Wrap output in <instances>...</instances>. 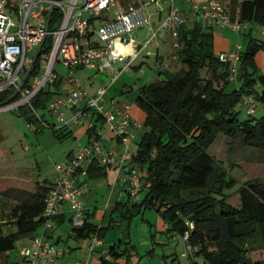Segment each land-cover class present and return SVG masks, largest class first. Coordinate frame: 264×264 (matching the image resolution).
Returning <instances> with one entry per match:
<instances>
[{
  "label": "trees",
  "instance_id": "obj_1",
  "mask_svg": "<svg viewBox=\"0 0 264 264\" xmlns=\"http://www.w3.org/2000/svg\"><path fill=\"white\" fill-rule=\"evenodd\" d=\"M230 7L240 22L264 30V0L238 4L231 0ZM247 34L246 45L240 49L235 80L231 81L229 65L214 55L213 29L195 22L181 26L177 62L182 69L173 73L160 71L164 78L141 87L135 99V105L143 113L145 131L130 160L133 167L144 172L140 191L145 190V195L139 202H131L128 195L127 201L118 202L111 210L119 222L128 224L144 211L156 212L168 232L182 237L188 234L185 243L195 249L193 253L201 258L202 264H264V259L250 258L255 251L264 253V182L247 181L238 190L239 203L232 206L225 191L231 190L235 181L221 172L210 182L215 161L206 153L219 134L264 150V114L259 119L248 115L249 118L240 120L236 110L247 95L255 96L264 105V74L259 73L255 61L257 52L264 50V39L260 41L250 32ZM50 41L48 38L46 44ZM43 47L42 51H47L48 47ZM204 70L210 77L201 76ZM218 82L223 87H217ZM229 83L235 87L225 91ZM53 95L42 89L32 105L43 109ZM9 96L8 92L0 93V104ZM27 119L30 121L31 117ZM87 134L91 137L93 129H87ZM86 175L96 179L104 177L106 170L92 159L86 166ZM48 183L43 180L35 193H20L19 203L10 213L15 231L4 233L0 226V255L13 250L17 240L33 237L42 227ZM89 218H85L82 227L73 228L74 237L101 240L112 226L99 228ZM187 223L192 224L191 229ZM127 245L121 251L119 244L112 245L107 253L111 260L103 257L100 264H115L120 259L130 264L129 251L134 247Z\"/></svg>",
  "mask_w": 264,
  "mask_h": 264
},
{
  "label": "built area",
  "instance_id": "obj_2",
  "mask_svg": "<svg viewBox=\"0 0 264 264\" xmlns=\"http://www.w3.org/2000/svg\"><path fill=\"white\" fill-rule=\"evenodd\" d=\"M188 1L190 11L187 15L194 16L204 28L241 33L247 26L239 21L237 14H232L226 0ZM151 4H167L169 12L151 38L140 47L128 37L133 31L149 25L146 7ZM155 14L161 18L160 10ZM187 22L175 9L174 0H148L144 3L138 0H17L15 4L11 0H0V93H10L8 100L0 104V112L26 107L43 128H55V124L46 122L32 105L40 90L54 86V95L43 108L54 117L59 128L82 123L87 129H93L89 140L74 148L71 159L55 165L44 198L42 217L45 221L30 243L19 250L27 264H50L53 261L56 250L46 239V231L51 228V219L59 215L60 205L66 204L71 211L73 227L83 226V184L79 178L86 175V166L92 159L97 158L103 166L115 169L117 179L130 197L139 193L143 183L142 170L125 168L126 161L133 155L130 149L133 135L128 128H140V124L133 122L127 113L129 105H124V112L115 113L111 109L117 102L112 99L107 109L104 95L109 84L98 87L90 95L76 70L95 71L93 77H97L105 70L111 71L114 64L124 63L112 75L110 83H113L125 69L133 66L153 39L166 42L168 61H177L179 31ZM48 38L51 41L46 44ZM43 46L48 47L47 51H42ZM239 53L237 46L218 54V60L229 65L231 81L235 80ZM168 61L162 62V71L169 69ZM58 66L64 70L63 75L57 71ZM139 68L142 71L143 64ZM82 101L84 106L80 107ZM242 105L247 115H254L257 99L253 95L243 96ZM68 111H73L69 117L66 116ZM95 119L104 121L108 131L118 139L123 147L120 155L103 151ZM187 225L192 228L191 223ZM187 237L185 233L184 241ZM99 243L94 237L93 245ZM194 251L186 245L182 255ZM106 260L111 258L106 255Z\"/></svg>",
  "mask_w": 264,
  "mask_h": 264
},
{
  "label": "rangeland",
  "instance_id": "obj_3",
  "mask_svg": "<svg viewBox=\"0 0 264 264\" xmlns=\"http://www.w3.org/2000/svg\"><path fill=\"white\" fill-rule=\"evenodd\" d=\"M11 1L13 4L17 2V0ZM138 1L144 3L148 0ZM237 1L240 3L243 0ZM174 7L179 10L184 17L190 11L189 1L186 0H174ZM159 10L161 11V20L158 19L155 14ZM146 11L150 20L149 25L133 31L130 34V37H128L134 39L136 45L140 47L143 45L144 41L151 38L156 28L160 25V22L166 19L169 12V5L162 4L161 6H157L151 4L146 7ZM194 22L198 23V20L189 14L188 24H193ZM248 26V29L244 33H236L230 29L221 32L220 30H217V28H214V55L218 56L220 50L223 51L229 46V48L234 49L236 45H240L243 49L246 45L245 36H247V33L250 31L253 38L260 41L264 38L262 35V27L253 24ZM92 39L95 40V37L93 36ZM156 48L158 49V54L161 58L166 57L168 44L159 39H153L139 58L133 63V66L125 69L120 74L110 93L117 92L124 83L132 86L134 85L138 90L140 87L151 84L156 79L162 80L164 75L159 73V71H162V64H160L159 60L156 61L154 58ZM262 54H264V50L258 51L255 56L258 68H262ZM141 64H143V71H139V66ZM123 65L124 63L114 64L113 68L117 70V68H122ZM180 69H182L180 63L172 61L169 63L170 71L165 70L164 72L173 73ZM57 71L59 74H64V70L60 68V66L57 67ZM89 72L90 71L88 70H84L83 73L80 74V77L86 76ZM107 73L109 74L110 72L108 71ZM99 76L102 77L107 84L110 82V78H108L106 74H101ZM201 76L203 78L210 77L205 70L202 72ZM216 86L220 88L223 84L222 82H218ZM54 89H56L54 86H47L45 88V90L50 91L51 93L54 92ZM255 89L257 92L260 90L258 85L255 86ZM236 110L239 112L238 118L240 120L249 118L245 113L242 101L237 105ZM36 112L38 115L42 116L46 122L50 124L54 123L55 129L53 127L43 128L41 123L33 118L32 112L26 107L21 108L20 110L0 112V149L4 154H8L0 157V219H5L11 208L15 205L19 194L18 191L25 190V192H32L36 189V181L51 179L54 175L55 165L66 162L68 160L66 159L67 153L75 146L85 141L86 126L84 124L79 123L77 125H71V127H78L74 130V135L59 136L58 128L60 125L55 121L54 117L48 115L44 108H36ZM44 113L46 114L43 115ZM263 114L264 105L257 100L253 118L259 119ZM66 116L68 117V115ZM28 117H31L30 121H28ZM144 131L145 128L142 126L141 133ZM131 148H136V144L131 145ZM206 153L215 161L214 173L209 178L210 182L221 172H224L227 178L235 181V186L231 190L225 191L228 195V203L230 205L236 206L239 203L238 190L247 181L257 180L264 182V150L244 146L240 140H231L223 134H219L214 143L206 150ZM144 195L145 190L138 193L140 199L143 198ZM148 216L153 224L154 222L152 218L158 217L156 212L147 210L145 218H148ZM158 219L160 218L158 217ZM160 221V224L162 225L163 220L160 219ZM157 224L158 222H156V225ZM133 233L135 239L134 243L137 245L140 252H144L145 250H148V247H151L148 245V239H146L148 244L144 243L145 239H143V236H147L148 233L147 227L142 224L141 221L136 220V226ZM177 238L179 245L177 246L176 255L179 260L176 259L175 261H171L169 257L162 260V250L160 247H157V256L151 258L145 256L144 262L141 264H179V261L181 264H189L191 256L193 258H199L195 256L194 253L183 256L182 253L186 250V243L182 236L176 235L175 239ZM250 258L255 261L263 260L264 253L261 250L255 251L250 254ZM165 260L167 261L166 263ZM197 262L198 263L195 264H202L200 260H197Z\"/></svg>",
  "mask_w": 264,
  "mask_h": 264
},
{
  "label": "crops",
  "instance_id": "obj_4",
  "mask_svg": "<svg viewBox=\"0 0 264 264\" xmlns=\"http://www.w3.org/2000/svg\"><path fill=\"white\" fill-rule=\"evenodd\" d=\"M188 1V0H186ZM229 3L231 0H226ZM243 1H250V0H243ZM235 2L238 4L239 2L235 0ZM242 2V1H241ZM158 17V16H157ZM186 20L189 21V16H185ZM159 19V17H158ZM161 19V18H160ZM247 24L245 30L243 33L248 29ZM220 30V29H217ZM221 32H224V30H220ZM251 32V31H250ZM262 35L264 37V30L262 29ZM264 39V38H263ZM262 39V40H263ZM247 41V37L245 36V42ZM214 45V42H213ZM242 48L240 45H236L235 47ZM230 47V46H229ZM226 48L225 50H220V53H226L232 48ZM263 52V51H262ZM168 54V52H167ZM156 61H160V64L162 62H165L167 59V55L165 58H161L158 54V49L156 48V54L154 56ZM262 68L259 67L258 71L260 74H264V54H262ZM168 63H171V61H168ZM118 64V63H116ZM258 67V65H257ZM182 68V67H181ZM120 68H117L115 70L112 67V70L109 71L105 70L101 74H106L108 78H110L112 75L117 72ZM160 69V68H159ZM169 70V69H167ZM84 70H78L77 75L80 78L81 81H83L84 87L87 90V92L92 95L96 91V89L104 84H107L105 80L102 79L99 75L97 77H93L95 71H90L89 74L86 76L80 77V74L83 73ZM143 71V70H142ZM170 71V70H169ZM178 71V70H177ZM176 71V72H177ZM160 72V71H159ZM120 76V75H119ZM118 76V77H119ZM116 78V80L118 79ZM115 80V81H116ZM108 83L109 86L107 88V91L104 95V103L106 108H109V102L110 100L114 99L117 103L116 105L111 109L115 113H122L125 111L124 105H129V109L127 111L130 119L133 122H137L140 124V128H135L133 126H130L128 129L133 135V140L130 144V149L132 153L134 154L138 147V142L142 136L141 129H142V123H143V113L140 111V109L135 105V99L139 95L140 88L137 90L136 86H132L130 84L124 83L122 87L117 90V92L110 93L111 89L113 88V85L116 82ZM223 87V86H221ZM235 87L233 83H229L227 86L224 87L225 91H230ZM62 90V88H59V92ZM58 92V93H59ZM61 93V92H60ZM84 106V101L80 103V107ZM73 111H68L67 115L68 117L71 116ZM96 120V119H95ZM96 126L98 130L100 131L101 135V148L105 152H111L115 156H118L122 153L123 147L114 137V135L108 131L107 124L104 121L96 120ZM78 128L76 127H65L61 129L59 132H61V136L66 135H74V130ZM85 141L82 142L83 144L86 143L89 140L88 134H87V128H85ZM81 143V144H82ZM136 144V148H131V145ZM76 147V146H75ZM74 147V148H75ZM74 148L70 150L67 155L66 159H71L72 154L74 151ZM8 154H4V152L0 149V157L6 156ZM97 160V163L104 167L106 170V175L104 177L96 178V179H90L85 176H80L79 182L83 184V195H82V204H83V214L84 219L87 217L89 218V222L93 225L99 227V228H105L108 225L112 226L111 228H108L104 235L102 236L101 240H99V244L93 245L94 237H91L89 239H76L74 237L73 233V227L71 222L72 213L69 210L68 206L66 204L59 206V218L55 221H51V228L46 231V239L53 244L56 252L53 256V261L50 264H79V262L86 261L88 264H100L101 258L106 259V255L108 253L109 248L112 245L119 244L120 248L119 251L123 249V247L127 246V244H130L134 247V250H130V264H141L144 262L145 256L148 257H154L157 256L156 252L158 250L157 247H160L162 250L161 259L164 260L166 257H169L171 261H175L178 259L176 252H177V246L179 245L178 238L175 239L176 235H173L172 233L168 232L167 226L164 222H162V225L160 224V216L154 217L153 222L154 224L146 217V211L140 214V216L135 217L130 224L127 222H119V218L117 215H111V210L117 204L118 202H124L128 200V194L124 191L122 183L117 179V171L115 169H111L108 167L103 166L100 161L97 158H94ZM126 170H128L130 167H133L134 165L131 163V160H127L126 163ZM47 180V179H44ZM51 179H48L50 181ZM36 189L30 193H35L39 187L42 186V181H36ZM19 194L17 196V201L15 205L19 203V199L21 198L20 193L25 192L24 191H18ZM29 192V191H28ZM141 199L139 198L138 194L135 197H130L131 202H139ZM14 205V206H15ZM14 206L11 208V210L14 208ZM7 214V217L5 219H0V226L4 233H12L15 231V228L12 226V223L14 220L10 219V213ZM136 220H139L147 227V236H143L145 239L144 243L148 244L146 239H148L149 246L144 252H140L137 245L134 243L135 239L133 237V231L136 226ZM57 221L59 223H57ZM156 222L158 224L156 225ZM32 237H26L17 240L15 243V248L9 252L3 253L0 255V264H27V262L20 256L19 250L22 247H25L30 243V239ZM174 242V243H173ZM17 244V245H16ZM173 245V249H172ZM124 247V248H125ZM166 249V250H165ZM165 250V251H164ZM197 260H200L202 262L201 258H193L192 256L189 259V264H195L198 263ZM167 261L165 260V263ZM179 264L180 261L178 262ZM115 264H125V259H120L115 262Z\"/></svg>",
  "mask_w": 264,
  "mask_h": 264
}]
</instances>
